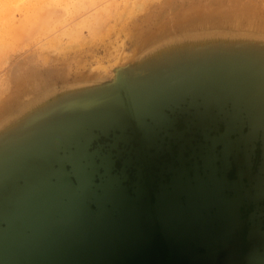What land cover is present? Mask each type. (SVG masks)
<instances>
[{
  "label": "rangeland",
  "instance_id": "rangeland-1",
  "mask_svg": "<svg viewBox=\"0 0 264 264\" xmlns=\"http://www.w3.org/2000/svg\"><path fill=\"white\" fill-rule=\"evenodd\" d=\"M193 93L245 105L264 159V0H0V172L54 141L77 143L83 124L111 108ZM210 168L203 180L218 198L228 180ZM171 183L161 213L185 228L208 225L176 235L177 252L192 255L196 241L220 248V234L210 233L218 224L187 212L196 209L186 206L190 185Z\"/></svg>",
  "mask_w": 264,
  "mask_h": 264
},
{
  "label": "water",
  "instance_id": "water-1",
  "mask_svg": "<svg viewBox=\"0 0 264 264\" xmlns=\"http://www.w3.org/2000/svg\"><path fill=\"white\" fill-rule=\"evenodd\" d=\"M85 124L83 127L88 126ZM51 144L54 147L49 144L42 153L13 158L9 162L13 169L0 172V264H159L161 235L172 264H264L255 245L242 256L239 235L244 200L230 197L228 182L218 190V198L214 194L210 197L220 203L208 204L211 182L203 176L210 174V166L196 167L193 178L184 180L191 189L185 202L191 203L187 209L196 207L187 210L190 218H209L218 224L210 233L220 234L215 240L220 248L209 251L213 248L205 241H196L192 255L181 256L174 240L184 232L205 234L208 225L189 224L185 228L175 213L165 217L157 205L163 200L162 193L157 195L156 211L151 213L148 196L139 191L132 195L104 178L102 158L97 157V161L96 156L88 155L84 165L75 141ZM55 152L63 154L62 158H54ZM89 169L94 171L86 177ZM186 206L181 207L184 214ZM199 249L205 253L200 254Z\"/></svg>",
  "mask_w": 264,
  "mask_h": 264
},
{
  "label": "flooded vegetation",
  "instance_id": "flooded-vegetation-1",
  "mask_svg": "<svg viewBox=\"0 0 264 264\" xmlns=\"http://www.w3.org/2000/svg\"><path fill=\"white\" fill-rule=\"evenodd\" d=\"M186 95L131 106L130 111L118 108L96 119L76 143L80 161L88 163V155L102 158L104 178L132 195L139 191L148 196L151 213L156 211L157 195L174 191L171 182L193 178V170L204 164L215 167L218 178L225 173L230 197L244 200L239 235L242 256L255 245L264 263V159L260 137L255 139L250 132L242 108L246 106L233 100L221 105L217 99L210 101L209 95L206 100L198 93ZM61 155L55 152L54 158ZM173 195L174 200L180 198ZM160 242L159 264H172L162 235Z\"/></svg>",
  "mask_w": 264,
  "mask_h": 264
},
{
  "label": "bare ground",
  "instance_id": "bare-ground-1",
  "mask_svg": "<svg viewBox=\"0 0 264 264\" xmlns=\"http://www.w3.org/2000/svg\"><path fill=\"white\" fill-rule=\"evenodd\" d=\"M9 25V24H8ZM14 28V27H13ZM5 43V42H4ZM212 191V190H211Z\"/></svg>",
  "mask_w": 264,
  "mask_h": 264
}]
</instances>
